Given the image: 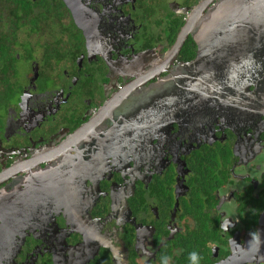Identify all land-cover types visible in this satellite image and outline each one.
<instances>
[{
	"label": "flooded vegetation",
	"instance_id": "flooded-vegetation-1",
	"mask_svg": "<svg viewBox=\"0 0 264 264\" xmlns=\"http://www.w3.org/2000/svg\"><path fill=\"white\" fill-rule=\"evenodd\" d=\"M165 260L264 264V0H0V264Z\"/></svg>",
	"mask_w": 264,
	"mask_h": 264
},
{
	"label": "water",
	"instance_id": "water-1",
	"mask_svg": "<svg viewBox=\"0 0 264 264\" xmlns=\"http://www.w3.org/2000/svg\"><path fill=\"white\" fill-rule=\"evenodd\" d=\"M223 6V5H222ZM198 11V10H197ZM195 13H196V11H195ZM196 17L195 16H193V17H191V20L189 21L190 22V25H191V27H189V29H188V31L189 30H192L196 25H197V23H198V19H195ZM195 19V20H194Z\"/></svg>",
	"mask_w": 264,
	"mask_h": 264
},
{
	"label": "clouds",
	"instance_id": "clouds-1",
	"mask_svg": "<svg viewBox=\"0 0 264 264\" xmlns=\"http://www.w3.org/2000/svg\"><path fill=\"white\" fill-rule=\"evenodd\" d=\"M196 257H197V253L195 252L189 254V258L193 261L196 259ZM165 264H166V260H165Z\"/></svg>",
	"mask_w": 264,
	"mask_h": 264
}]
</instances>
